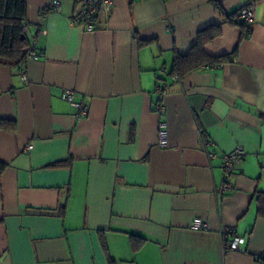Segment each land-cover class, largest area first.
<instances>
[{
  "label": "crops",
  "instance_id": "crops-1",
  "mask_svg": "<svg viewBox=\"0 0 264 264\" xmlns=\"http://www.w3.org/2000/svg\"><path fill=\"white\" fill-rule=\"evenodd\" d=\"M23 1L38 59L0 63V264H259L264 0H254L249 36L224 17L238 22L249 0H113L95 32L71 26L78 0H60L59 13L52 0ZM210 26L221 34L204 51L234 52L230 61L170 75L174 55ZM235 149L243 159L218 196L222 154ZM195 218L208 230L191 231ZM223 228L244 239L242 252L222 253ZM130 236L145 240L135 253Z\"/></svg>",
  "mask_w": 264,
  "mask_h": 264
},
{
  "label": "built area",
  "instance_id": "built-area-1",
  "mask_svg": "<svg viewBox=\"0 0 264 264\" xmlns=\"http://www.w3.org/2000/svg\"><path fill=\"white\" fill-rule=\"evenodd\" d=\"M253 6L254 0H249L243 8H241L237 15V21L243 23L247 29L246 36H249V28L253 22ZM113 8V0H78V8L73 15L70 16V24L73 27L80 28L84 32H95L103 29V25H100V19L107 17ZM49 12L59 13L61 12V1L52 0L47 5ZM27 25L24 24L23 32H26ZM32 50L28 54L27 58L37 60L38 53L35 50V41L31 42ZM22 78L25 79L24 74ZM166 84L163 83L156 89L157 101L155 102L154 110L162 116L164 114L163 98L165 95ZM61 100L69 104L71 107L77 110L78 115L85 117L88 113L87 106L76 100L75 94L71 90H64L61 94ZM157 145L160 148H166L168 146V130L165 121L159 120L157 131ZM31 149V146L27 148V151ZM243 151L241 149H235L229 153L222 154L221 157V170L222 180L215 193L218 196H222L231 189L230 178L234 172V167L243 159ZM209 158L212 160L215 158L214 154H210ZM191 231L204 232L208 230V224L200 219L195 218L192 220L190 226ZM221 236L224 238L230 236L229 241L222 243V253L227 252H242V245L244 239L237 236L235 229L223 228L221 230ZM259 264H264V259L259 260Z\"/></svg>",
  "mask_w": 264,
  "mask_h": 264
},
{
  "label": "trees",
  "instance_id": "trees-1",
  "mask_svg": "<svg viewBox=\"0 0 264 264\" xmlns=\"http://www.w3.org/2000/svg\"><path fill=\"white\" fill-rule=\"evenodd\" d=\"M215 7H219L217 0H207ZM27 9L23 0H0V63H23L32 50L31 42L23 32L26 23ZM230 24L241 27L243 35L247 29L243 23L235 22L230 16H224ZM221 34L219 26H210L199 32L196 42L186 55L175 54L172 60L169 74L183 78L185 75L199 69L202 66L209 68L225 64L234 54L222 56H210L204 51V47ZM38 53V52H37ZM130 247L133 253L145 243V240L136 236H130ZM102 246L108 257L105 242ZM111 263L110 258H107Z\"/></svg>",
  "mask_w": 264,
  "mask_h": 264
}]
</instances>
